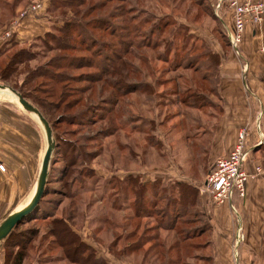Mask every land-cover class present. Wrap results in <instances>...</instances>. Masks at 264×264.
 Masks as SVG:
<instances>
[{
    "label": "rangeland",
    "instance_id": "obj_1",
    "mask_svg": "<svg viewBox=\"0 0 264 264\" xmlns=\"http://www.w3.org/2000/svg\"><path fill=\"white\" fill-rule=\"evenodd\" d=\"M1 1L6 6L3 1L11 0ZM36 4L42 10L44 1L24 0L18 6L11 19H18V28L22 20L32 18L28 10ZM10 10L0 8V29L4 27L2 12L4 20H9ZM41 15L48 16L50 29L18 40V44L6 42L0 71L11 57L22 53V63L7 76L6 85L20 88L30 103L41 107L52 126L56 148L44 201L32 212L34 219H23L16 227L4 254L15 255L24 246V264H74L77 260L95 264V259L96 264H171L170 259L178 256L167 249L179 238L177 233L209 227L208 220L197 205L187 206L176 212L178 224L167 231L164 226L172 222L165 204L175 199L176 192L156 187L150 194H158L157 205L146 201V195L143 207L134 208L131 199L125 202L131 191L121 183H126L127 176L148 182L143 179L149 175L154 177L148 182L150 189L163 176L162 186L185 181L198 187V196L204 193L201 184L211 168L207 165L213 138L209 131L220 111L212 88L218 72L215 61L207 56L210 50L204 40H218L223 48L227 42L217 34L212 39L215 26L197 0H49ZM190 49L200 55L201 72L208 81L192 71H170L174 51L187 62ZM51 60L58 66L48 67ZM33 71L35 77H29ZM179 74L184 80H176ZM136 83L144 87L133 92L128 85ZM0 97L17 108L18 124L42 159L45 140L39 125L17 104ZM177 97L198 109L177 105ZM83 110L87 114L79 117ZM259 140L264 141V134ZM258 156L264 159V142ZM118 193L122 199L115 196ZM135 209L141 212L139 217ZM60 220L70 233L64 239L68 242L59 246L58 237L50 231L60 226ZM24 231L32 240L29 245L30 238L20 235ZM210 239L206 232L194 240L202 247L183 252L180 264H209ZM80 241L86 248L72 253L79 249ZM191 254L200 255L201 260H192Z\"/></svg>",
    "mask_w": 264,
    "mask_h": 264
},
{
    "label": "crops",
    "instance_id": "obj_2",
    "mask_svg": "<svg viewBox=\"0 0 264 264\" xmlns=\"http://www.w3.org/2000/svg\"><path fill=\"white\" fill-rule=\"evenodd\" d=\"M23 1H3L5 6L0 0V8L11 7L8 12L11 21ZM43 1L45 7L49 5V0ZM205 1L210 8L214 7L215 0ZM44 4L42 10L30 13L31 19L21 21L12 37L16 44L18 40L42 35L50 29L52 24L48 16L41 15ZM4 13L1 18L5 27L10 21L4 20ZM211 19L216 29L212 39L221 38V28L231 26L230 16L224 12L221 19ZM4 27L0 29V50L8 48L6 42L10 41L3 38ZM209 40H204L205 46L218 59V75L212 88L218 97L220 111L213 132L209 131L213 138L210 141L211 151L207 149L210 152L207 165L211 167L217 159L226 157L236 143L238 131L245 128L250 155L244 169L253 174L256 167L261 168V172L247 182L245 197L234 199L237 214H232L227 206L213 204L204 193L198 196L196 205L210 226V264H264V159L258 156L260 148L255 146L264 134V51H261L264 49V18L261 26H246L239 47L241 57L236 56L227 43L223 48L218 40L214 43ZM16 109L0 97V165L5 168L4 172L0 171V222L28 201L41 162L38 147L28 143L24 129L18 124L20 116ZM258 121L259 135L256 130ZM153 178L148 175L143 181ZM160 178L164 179L163 176ZM4 262V247L0 243V264Z\"/></svg>",
    "mask_w": 264,
    "mask_h": 264
},
{
    "label": "trees",
    "instance_id": "obj_3",
    "mask_svg": "<svg viewBox=\"0 0 264 264\" xmlns=\"http://www.w3.org/2000/svg\"><path fill=\"white\" fill-rule=\"evenodd\" d=\"M197 1H198V5L203 6L204 10H206V12H209V16L214 17V18H217L214 15V13H213V8L210 9V7L208 6V4L206 3L205 0H197ZM53 7L55 8V5ZM54 29H55V27H54ZM221 34H222L221 36L225 39V41L229 45V41H228V39H227V37L225 35V31H222ZM151 35L153 36V33H151ZM189 36L192 39H196V36H194V35H192L190 33H188V37ZM12 37H11V39H9L10 41H13ZM12 43H14V42H12ZM6 50H7L6 48L0 50V55H2L3 53H5ZM204 50H206L205 47H204ZM176 51L177 50H175L174 53H173V58L175 56V58H174L175 64L173 65V69L170 70V71H175L176 70V72H177L180 69L183 70V71H185V72L192 71L193 73L200 74L201 77L205 81H208L207 78H206V76H205L206 73H202L201 72L202 65H200V63H199L200 62V59H198V56H200V55L199 54L198 55L196 54L197 50H194L193 51V50L190 49L189 52L191 54L189 55L190 57L187 58V62H186V58L180 59V55H177ZM189 52H187V53H189ZM21 54H22L21 52L20 53H16L13 57H11V59L9 60V62L0 71V84H6L7 83V76L10 73L15 72L17 70L15 68L17 65H19V64L21 65V63H22V60L20 59ZM207 54H208L207 56L209 58H211L212 60L215 61L214 64H215L216 69H217L218 59H217L216 55L212 54L210 51H208ZM178 56H179V59H178ZM64 58H65V56L62 57V59H64ZM69 58H70L69 56H66V60L67 61H70ZM51 62H52V60L50 61V64L47 65L48 67L53 68L55 66H58V65H55V64H53ZM190 63L193 64V67L192 68H191V64ZM48 74L50 76L53 75L51 72H49ZM29 77H35V72L34 71L31 72L29 74ZM186 77H188V76H186ZM178 79L179 80H184L183 77H182V74L177 75L176 80H178ZM128 87L129 88L132 87L133 88L132 89L133 92H137V90L143 89L144 86L141 83H138V84L136 83V84L128 85ZM12 88L14 90H16L18 93H20L26 100L28 99L27 98V95H25V93L22 92V90L20 88L14 86V85H12ZM173 95L177 96L176 93L173 94ZM176 103H177V105L184 106L186 109H190V110H193V109H196L197 110L198 109V107H195L196 105L195 106L188 105L185 101L180 100L179 97H177ZM168 106H172V105H168ZM36 107H38V110L45 117V114L42 112L41 107L39 105H37ZM199 108H202V107H199ZM86 114H87V110H83L79 114V117H84ZM98 120H100V119H98ZM140 120L141 119H138V120H136V122L138 123ZM50 126H51V124H50ZM51 129H52V126H51ZM110 134L111 133H108V135H110ZM260 147H261V145L258 147V149ZM54 153H55V151H54ZM160 179L161 178L156 179L155 182H154V184L152 186H150V189H149V185H148L149 184L148 183L149 181L148 182H140V180L137 177L127 176L125 178V180H124V181H126V183H125L126 185L124 183H121V185L127 186L126 188L131 191V193H127L125 195L126 198L128 196V198L125 200V202H127L128 199H131V201L133 203V207L134 208H135V206L136 207H139L140 205L141 206L143 205V198L146 197V195H147L146 201L149 200V201H152V203L155 202L156 203L155 205H157L159 202H157V200L155 199L156 198L155 196L158 195V194L157 193L150 194L151 191L154 192V190H155L156 187L159 188L161 191L168 189V190H170V192H172V191L176 192L177 196L175 197V199L168 200V201H166V204H165V208L168 209L167 212H168V214H170V216L168 215L169 216V221L172 222V223H170L168 225H165L164 228L167 229V231H169V230L170 231H173V229L175 228V226L178 224V219L180 218V215L178 213H176V212H179L181 210L182 211L183 210L185 211L187 206H191V207L195 206L197 204V200H198V192H199V189L197 187H195L194 185H192L191 183H188V182H185V181H177V180H174L176 182H171V184H169L168 186H165V185L162 186L161 185V182H160ZM115 196L116 197L118 196V198H121V199L123 197L122 193H118V195H115ZM163 200H165V199H163ZM43 201H44V199L42 197V199L40 200V202L38 204L37 209H39V207L42 205V202ZM123 205L127 207L126 209L129 208V205H127V204H123ZM169 208H172V209L169 210ZM41 210H43V209H41ZM136 210L137 209H135V215H137L139 217L141 215V212H138ZM172 213H175L176 216L175 217H172ZM28 216L25 219H28L29 221L32 220V219H34L33 218V213H31ZM55 222L56 221H53V223H55ZM21 223L22 222H20V224L17 225V226H20ZM57 223H59L60 226L53 228L50 231V234H52L53 236H57L58 237V238L55 237V240L57 241L58 245L60 246L59 243H61V242L67 243L68 242V240L67 241H64V239H65V235L66 234H69L70 232L68 230V227H66L64 225L63 220H60ZM16 227L12 230V232L10 233V235L3 242V247L4 248H5V245L7 246L8 243L9 244L12 243V240L11 239L14 237V232H15ZM209 227L204 225V226H202L199 229L196 228V227H194V228H189L186 231H180V232H178L177 234H179L178 235L179 238L178 239H175L176 241L167 249V251L169 253L175 251L176 255L178 256L175 259H170L171 264H180V263L184 262L183 259H182V255L181 254H183V252H186L188 249H199L200 247H202V244L193 243V241L194 240H197V239L201 238L203 235H205V233L208 232ZM20 235L24 237V236L27 235V233L24 231V232L20 233ZM28 238H30V237L28 236ZM72 238H74V237H72ZM31 241H32L31 238L28 239V241H26L27 245H29ZM187 241L190 242L189 245L188 246H183ZM208 242H209V240H208ZM209 244H210V242H209ZM16 246L19 247V245H17V244H16ZM81 247L86 248V246L80 241V247H79V249L77 247V250H75V251L73 250L74 252H72V253H77V251L80 252L81 251ZM19 248H23V250L20 251V252H18V253H16L15 255H12V254H8V255L6 254L5 255V262H4V264H22L23 263V260L25 258V251H26L27 248L25 249L24 246L23 247L20 246ZM132 248H134V247H132ZM136 248H138V246H136ZM147 252H148V254H150V249H148ZM67 254H66V256L68 257ZM164 257L167 258L166 253H165V256ZM160 258H161L160 255L157 254L156 260H159ZM200 258L201 257L198 254H191V259L192 260L200 261L201 260ZM206 261H207V263L210 264V259L209 258L206 259ZM73 262H74V264H82V261L81 260H77V261H73ZM94 263L96 264V259L94 260Z\"/></svg>",
    "mask_w": 264,
    "mask_h": 264
},
{
    "label": "built area",
    "instance_id": "obj_4",
    "mask_svg": "<svg viewBox=\"0 0 264 264\" xmlns=\"http://www.w3.org/2000/svg\"><path fill=\"white\" fill-rule=\"evenodd\" d=\"M40 7L39 4H36L31 6L28 11L29 13L35 12ZM224 12L231 19V26H226L224 29L225 35L234 54L241 57L239 47L243 42L246 26L251 24L257 27L262 24L264 18V0H215L213 7L214 15L221 19ZM17 29L18 19L14 18L10 21L3 34V38L5 40L11 39ZM261 51H264V49L262 48ZM244 68H246L245 65ZM256 130L260 131L259 121L256 124ZM247 136V129L242 128L239 130L236 143L231 152L226 157L219 158L213 163L201 184V191L207 193L215 205L229 207L232 214H237L234 207V199H243L246 195L247 182L261 172L260 167H256L253 174L248 173L244 169L245 162L250 155V149L247 146ZM262 142L259 140L258 143L261 144ZM4 170L5 168L0 165V171L4 172ZM236 221L238 222V230H240L238 216L236 217Z\"/></svg>",
    "mask_w": 264,
    "mask_h": 264
},
{
    "label": "water",
    "instance_id": "obj_5",
    "mask_svg": "<svg viewBox=\"0 0 264 264\" xmlns=\"http://www.w3.org/2000/svg\"><path fill=\"white\" fill-rule=\"evenodd\" d=\"M5 90H8L16 98L18 107L28 113L30 117L36 121L37 125H39L44 135L45 149L28 201L23 205V207L19 210L17 209L12 211L0 222V243H3L6 240L12 230L19 225L23 219L37 209L38 204L45 193L44 190L48 180L50 163L56 148L51 126L38 108L26 100L12 87L6 84H0V91L3 92ZM255 146L258 148L260 143H257Z\"/></svg>",
    "mask_w": 264,
    "mask_h": 264
},
{
    "label": "bare ground",
    "instance_id": "obj_6",
    "mask_svg": "<svg viewBox=\"0 0 264 264\" xmlns=\"http://www.w3.org/2000/svg\"><path fill=\"white\" fill-rule=\"evenodd\" d=\"M0 94H2L7 100H9V101H11V102H13V103L18 105V102H17L16 98L8 90H5L3 92L0 91Z\"/></svg>",
    "mask_w": 264,
    "mask_h": 264
}]
</instances>
